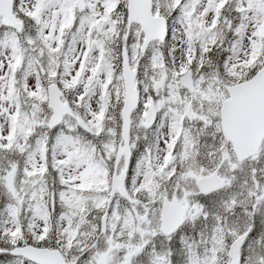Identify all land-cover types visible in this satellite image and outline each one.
<instances>
[{"label":"snow or ice","instance_id":"6c2138e0","mask_svg":"<svg viewBox=\"0 0 264 264\" xmlns=\"http://www.w3.org/2000/svg\"><path fill=\"white\" fill-rule=\"evenodd\" d=\"M0 264H264V0H0Z\"/></svg>","mask_w":264,"mask_h":264}]
</instances>
